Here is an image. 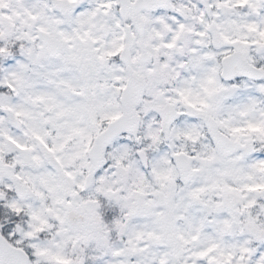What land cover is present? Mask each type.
Returning <instances> with one entry per match:
<instances>
[{"label":"snow or ice","instance_id":"6c2138e0","mask_svg":"<svg viewBox=\"0 0 264 264\" xmlns=\"http://www.w3.org/2000/svg\"><path fill=\"white\" fill-rule=\"evenodd\" d=\"M258 145L264 0H0V264H264ZM152 153L156 200L103 187Z\"/></svg>","mask_w":264,"mask_h":264},{"label":"clouds","instance_id":"9594fccd","mask_svg":"<svg viewBox=\"0 0 264 264\" xmlns=\"http://www.w3.org/2000/svg\"><path fill=\"white\" fill-rule=\"evenodd\" d=\"M185 2L191 3L193 0H185ZM195 2H199V0H195ZM27 45V41L24 42V45H20L21 47ZM13 47V45H9V48ZM19 50V49H17ZM171 87V85H169ZM259 111V110H258ZM186 120H188V117H185ZM237 120L241 119L239 117L236 118ZM202 135L200 138V141L198 144H192L190 142L181 140H176L174 135L170 139L166 140L167 144H175L177 147H179L181 150H184V146L186 145V150L191 154L193 152V149H197L200 154H203L205 149L204 145H206L209 140L205 138L207 134V130L201 129ZM165 133L167 134V129H165ZM226 138L228 140H231L232 137L227 136ZM92 147L89 149L87 145H85V149L87 152V155L84 153H81L79 155V158L75 160V167L72 168V171L74 175H76L78 178L80 177V174L83 173V177L87 179L88 181V187H89V193L88 195H92L95 189V184L93 181L89 178L88 174V168L85 167V164H91V156L94 154L96 147H97V140L96 137L93 135L92 137ZM75 148L74 144H69L68 147L65 149V153L72 152ZM258 148H264V146L258 145ZM168 152H171L172 149H166ZM37 152L39 150L37 149ZM37 153H28L27 155H33ZM41 157H44V154L42 152H39ZM61 155V158H64V153H58ZM262 158H264V151H261L258 153ZM153 156V159L149 161V167L148 169H144V165L142 162V159L140 157H136L134 160H125L124 164L127 168V170H123L120 167H117L115 162L111 164L110 167H108L104 173L106 179L103 187H111L114 194L118 197H124L127 196L129 193L132 194L133 199H139V200H156V197L152 195L154 192H160L163 191V189L160 187L158 182L153 178L151 173V167L152 164L155 162V156L158 155L156 153L151 154ZM217 158H220V154L217 153ZM109 160L112 159V157H108ZM66 163H71L70 161H66ZM194 163H197V166H199V163L194 161ZM137 169H143L146 173V179L142 180L140 176L137 175ZM34 171L39 170H33L31 168H25L21 169L22 174L26 173H34ZM205 173H201V175H204ZM39 186V184H38ZM29 188H31V182H29ZM0 190H4L2 186H0ZM143 193V195H141ZM210 196L211 194H207ZM46 203L49 207L55 208L56 206L52 204L51 199L47 198L46 195ZM121 219H124L123 216H121ZM125 223H128L127 220H125ZM48 240H51L53 238L57 240H61L62 234H59L57 231H53L48 234L46 237ZM67 255H69L72 258H78L80 255V246L77 245L73 247L72 245H69L65 249Z\"/></svg>","mask_w":264,"mask_h":264}]
</instances>
